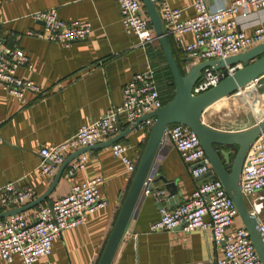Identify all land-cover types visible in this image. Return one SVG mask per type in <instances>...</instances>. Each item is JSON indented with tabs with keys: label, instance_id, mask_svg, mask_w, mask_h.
I'll use <instances>...</instances> for the list:
<instances>
[{
	"label": "crops",
	"instance_id": "obj_1",
	"mask_svg": "<svg viewBox=\"0 0 264 264\" xmlns=\"http://www.w3.org/2000/svg\"><path fill=\"white\" fill-rule=\"evenodd\" d=\"M207 1L216 6L232 0ZM171 4L182 10L184 18L195 15L193 0H172ZM49 9H56L67 21L89 22L92 33L69 46L29 35L30 31L44 28L33 14ZM238 20L240 27L251 33L255 26L264 24V10L240 16ZM0 37L27 53L31 66L19 67L17 75L34 81L40 90L27 92L20 101L0 84V185L16 182L23 187L32 186L38 196L54 178L38 172L41 148L69 139L82 125L119 106L124 86L135 74L149 65L160 72L167 64L158 39L144 47L137 36L125 31L117 0H0ZM170 39L175 57L184 69L198 63L190 60L183 49V45L194 40L192 33L183 34L182 43ZM245 90L252 96L251 107L233 101L236 94H232L205 111V122L220 130L239 131L262 120L264 74ZM120 125L123 131L130 124ZM150 131L139 125L122 140L128 145L129 157L137 162ZM86 153L89 156L86 166L73 177L67 176V167L54 192L43 203L67 194L71 183L81 184L102 176L105 181L101 193L108 205L91 212L85 223L64 230L54 241L52 253L34 264H98L101 258L134 174L112 153L111 145ZM152 175L151 194L138 203L113 264H196L221 256L222 248L214 242L211 231L185 232L181 227L150 230L161 216L157 202L166 194L163 176L176 181L184 200L198 183L167 139L161 144ZM236 224H242L239 216ZM14 264H20L18 258Z\"/></svg>",
	"mask_w": 264,
	"mask_h": 264
},
{
	"label": "built area",
	"instance_id": "obj_2",
	"mask_svg": "<svg viewBox=\"0 0 264 264\" xmlns=\"http://www.w3.org/2000/svg\"><path fill=\"white\" fill-rule=\"evenodd\" d=\"M171 1L157 0L156 3L164 30L178 43H182L183 34H193L194 40L183 45V49L194 62L225 59L264 42V24L255 26L248 33L240 27L238 20L240 16L263 11L264 0H232L216 6H211L207 0H193L195 15L189 18H184L182 10L173 7ZM117 3L125 31L137 36L141 46L152 45L158 38L142 0H117ZM33 18L43 22L44 28L38 32L30 31L29 35L60 42L64 46L87 38L93 31L89 22L64 20L56 9L36 12ZM21 66H31L27 53L0 37V84L20 101L24 100L27 92L40 91L34 81L17 75ZM233 70L215 71L212 67H205L193 93L205 92ZM245 89L235 93L240 101L246 96ZM164 104L155 70L149 65L126 83L119 106L109 108L99 119L82 125L69 139L43 146L38 172L54 177L60 165L74 151L115 137L121 132V122L132 124ZM154 122V118H149L140 126L151 130ZM166 139L179 152L194 180L212 170L197 134L190 127L182 123L172 124L166 130L164 141ZM111 150L128 171L135 174L139 162L127 154L128 145L122 141L115 142ZM88 158L86 152L76 157L67 168V176L73 177L83 169ZM153 166L142 192L144 196L151 194L149 186L153 179ZM104 181L102 176H96L81 184L71 183L67 194L39 204L33 212L23 211L0 219V261L14 264L18 258L20 264H34L40 258L48 257L54 241L64 230L85 223L91 212L108 205V200L101 193ZM241 188L251 213L257 216L264 232V218L259 213L264 205V132L246 155ZM36 197L38 193L32 186L23 187L16 182L2 184L0 213L24 206ZM237 217L234 201L223 183L214 178L198 182L191 195L176 207L162 208L160 218L151 224L150 230L157 232L181 227L185 232L211 231L214 242L222 248V255L196 264H263L247 229L243 224H236Z\"/></svg>",
	"mask_w": 264,
	"mask_h": 264
},
{
	"label": "water",
	"instance_id": "obj_3",
	"mask_svg": "<svg viewBox=\"0 0 264 264\" xmlns=\"http://www.w3.org/2000/svg\"><path fill=\"white\" fill-rule=\"evenodd\" d=\"M142 2L173 76L171 82L174 85L173 98L161 108L134 121L115 137L71 153L60 165L51 185L43 194L24 206L1 212L0 219L27 211L43 203L54 192L69 164L80 154L97 147L110 146L115 142L122 141L144 121L154 118V125L151 128L131 186L98 264L114 263L129 222L138 203L144 196L142 192L164 141L166 130L170 125L176 123L187 125L197 134L210 161L212 170L199 177L198 182L203 183L218 178L223 183L227 193L235 203L238 216L247 229L258 256L264 264V232L257 216L251 213L241 188L242 169L246 155L251 145L264 132V118L252 127L239 131L217 129L207 124L203 118L207 109L222 99L246 88L264 74V42L225 59L216 58L198 62L183 72L173 52L170 39L164 30L163 22L156 7L157 0H142ZM205 67H212L215 71L226 68H234V70L217 85L201 94H194V85ZM232 149L235 151L234 154ZM162 179L165 182L164 192L166 194L164 198L157 202V207L160 210L165 207L172 209L181 204L184 198L181 196L175 180L167 179L164 176Z\"/></svg>",
	"mask_w": 264,
	"mask_h": 264
},
{
	"label": "trees",
	"instance_id": "obj_4",
	"mask_svg": "<svg viewBox=\"0 0 264 264\" xmlns=\"http://www.w3.org/2000/svg\"><path fill=\"white\" fill-rule=\"evenodd\" d=\"M169 39H170V37H169ZM163 58H164V61H166L165 55ZM179 65L181 67V70L184 72V70H185L184 67L180 63H179ZM153 68L155 70L156 77H157V80L159 82V86H161V82H162L163 86L160 87V89H161V93H162L164 103H166L167 101L172 99L174 96V85L171 84V82L173 81V76H172L171 70H170L168 64H166L164 66V68L162 69V71H160V72L157 71V69L154 66H153Z\"/></svg>",
	"mask_w": 264,
	"mask_h": 264
},
{
	"label": "rangeland",
	"instance_id": "obj_5",
	"mask_svg": "<svg viewBox=\"0 0 264 264\" xmlns=\"http://www.w3.org/2000/svg\"><path fill=\"white\" fill-rule=\"evenodd\" d=\"M246 93V92H245ZM258 95V94H257ZM259 96V95H258ZM248 98H250V101H251V98H252V96H250L249 94H247L246 93V96L242 99V101L240 102V100H238V97H236V95H235V99L234 98H232V100L234 101H237V102H240L241 104H247V105H249L248 103L250 102H248ZM223 100L224 99H222L221 101H219L218 103H216L215 105L217 106V104H219V103H221V102H223ZM250 107H251V105H249ZM253 106L256 108V106H255V104H253ZM246 109H247V107H246ZM248 110V109H247ZM251 111V110H250ZM259 213H260V216L262 217V218H264V205H263V208L262 209H260L259 210Z\"/></svg>",
	"mask_w": 264,
	"mask_h": 264
},
{
	"label": "bare ground",
	"instance_id": "obj_6",
	"mask_svg": "<svg viewBox=\"0 0 264 264\" xmlns=\"http://www.w3.org/2000/svg\"><path fill=\"white\" fill-rule=\"evenodd\" d=\"M249 100H250V98H249ZM249 100H248V101H249ZM250 102H252V98H251V101H250Z\"/></svg>",
	"mask_w": 264,
	"mask_h": 264
}]
</instances>
